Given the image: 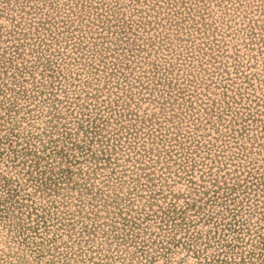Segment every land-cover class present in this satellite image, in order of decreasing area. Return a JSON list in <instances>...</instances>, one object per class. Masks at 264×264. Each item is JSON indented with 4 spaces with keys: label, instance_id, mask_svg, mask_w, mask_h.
Here are the masks:
<instances>
[{
    "label": "rangeland",
    "instance_id": "374dc122",
    "mask_svg": "<svg viewBox=\"0 0 264 264\" xmlns=\"http://www.w3.org/2000/svg\"><path fill=\"white\" fill-rule=\"evenodd\" d=\"M0 264H264V0H0Z\"/></svg>",
    "mask_w": 264,
    "mask_h": 264
}]
</instances>
